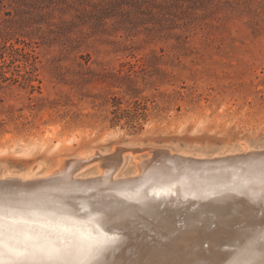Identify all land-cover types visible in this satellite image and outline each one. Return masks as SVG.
Returning <instances> with one entry per match:
<instances>
[{
  "label": "rangeland",
  "instance_id": "rangeland-1",
  "mask_svg": "<svg viewBox=\"0 0 264 264\" xmlns=\"http://www.w3.org/2000/svg\"><path fill=\"white\" fill-rule=\"evenodd\" d=\"M164 153L264 154V0H0V178Z\"/></svg>",
  "mask_w": 264,
  "mask_h": 264
},
{
  "label": "bare ground",
  "instance_id": "bare-ground-1",
  "mask_svg": "<svg viewBox=\"0 0 264 264\" xmlns=\"http://www.w3.org/2000/svg\"><path fill=\"white\" fill-rule=\"evenodd\" d=\"M29 153L26 147L17 156ZM154 160L138 159L137 175L127 179L116 180L110 167L76 179L66 161L45 179L0 178V252L7 224L17 219L54 237L115 238L91 264H264V154ZM8 259L0 256V264Z\"/></svg>",
  "mask_w": 264,
  "mask_h": 264
},
{
  "label": "snow or ice",
  "instance_id": "snow-or-ice-1",
  "mask_svg": "<svg viewBox=\"0 0 264 264\" xmlns=\"http://www.w3.org/2000/svg\"><path fill=\"white\" fill-rule=\"evenodd\" d=\"M27 224L28 221L17 219L7 224V243L0 252V256L9 258L6 264H91L106 245L115 242V238L102 233L84 237L78 231L71 237H54L52 231L34 232L22 226Z\"/></svg>",
  "mask_w": 264,
  "mask_h": 264
},
{
  "label": "water",
  "instance_id": "water-1",
  "mask_svg": "<svg viewBox=\"0 0 264 264\" xmlns=\"http://www.w3.org/2000/svg\"><path fill=\"white\" fill-rule=\"evenodd\" d=\"M163 155H166V154L164 153V154H162V155H159V156H163Z\"/></svg>",
  "mask_w": 264,
  "mask_h": 264
}]
</instances>
